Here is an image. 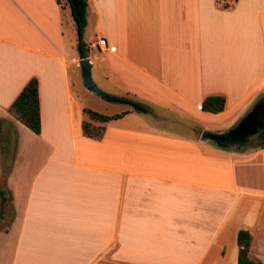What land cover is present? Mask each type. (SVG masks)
Listing matches in <instances>:
<instances>
[{
	"label": "crops",
	"instance_id": "obj_1",
	"mask_svg": "<svg viewBox=\"0 0 264 264\" xmlns=\"http://www.w3.org/2000/svg\"><path fill=\"white\" fill-rule=\"evenodd\" d=\"M86 4L90 76L148 111L89 120L66 2L0 0V264H235L239 229L264 264V146L200 139L264 102V0ZM32 77L37 134L8 111Z\"/></svg>",
	"mask_w": 264,
	"mask_h": 264
},
{
	"label": "trees",
	"instance_id": "obj_2",
	"mask_svg": "<svg viewBox=\"0 0 264 264\" xmlns=\"http://www.w3.org/2000/svg\"><path fill=\"white\" fill-rule=\"evenodd\" d=\"M68 5L70 16L72 18L75 34H76V51L79 58L86 56L84 42L82 40V33L86 24V0H64ZM37 81L35 78H30L21 88L16 97L12 100L8 107L9 113L14 116L21 124L28 128L33 133H38L40 129L38 99H37ZM99 97L115 103L128 104L133 111L147 112L148 107L145 105L123 96L112 95L103 91L98 94ZM224 98L219 95H211L205 97L200 105L201 110L212 113L219 112L223 109ZM82 111L89 120L97 122H105L109 119L116 118L120 114H113L110 116L103 115L89 108L83 107ZM82 132L89 137L98 138L101 134L102 128L100 126H93L89 121H82ZM257 143L254 147L264 146V117L263 123L257 135ZM217 146L226 148L229 145L223 142H217ZM4 202V197L0 191V206ZM250 235L246 230L239 229L236 233L237 254L235 264H260L258 261L249 257Z\"/></svg>",
	"mask_w": 264,
	"mask_h": 264
},
{
	"label": "water",
	"instance_id": "obj_3",
	"mask_svg": "<svg viewBox=\"0 0 264 264\" xmlns=\"http://www.w3.org/2000/svg\"><path fill=\"white\" fill-rule=\"evenodd\" d=\"M78 65L84 86L92 93L98 95L100 90L91 79L90 64L88 59L86 57L80 58L78 60ZM252 126L253 121L251 119V115L250 113H247L238 123L226 131L213 133L203 130L200 139L211 141L215 145L217 142H223L231 146L242 147L245 144L246 139L251 134V132H248V128L250 129Z\"/></svg>",
	"mask_w": 264,
	"mask_h": 264
},
{
	"label": "rangeland",
	"instance_id": "obj_4",
	"mask_svg": "<svg viewBox=\"0 0 264 264\" xmlns=\"http://www.w3.org/2000/svg\"><path fill=\"white\" fill-rule=\"evenodd\" d=\"M88 36H89V34L87 35V37ZM92 74L94 75L95 73L92 72ZM91 79L93 81V77H91ZM93 83L96 85V83L94 81H93ZM73 90H74L75 94L79 95L80 98L84 101V104L92 110H95L97 112H112L118 108V106H116L118 104H110V103H108V101L106 102V100L102 99L101 97H99L98 95H96L92 92H90V94H88L86 87L84 86V84L82 82L81 76H80V79L78 77L74 79ZM111 103H115V102H111ZM262 112H263L262 117H261L262 122L260 125H262L263 117H264V111H262ZM259 130H260V128L257 127L256 130H254L249 135V137L246 139L243 147L251 148V146H255V144L258 142L257 141V138H258L257 135H258ZM248 254H249L250 258L260 261V253L252 250L251 253H248Z\"/></svg>",
	"mask_w": 264,
	"mask_h": 264
},
{
	"label": "flooded vegetation",
	"instance_id": "obj_5",
	"mask_svg": "<svg viewBox=\"0 0 264 264\" xmlns=\"http://www.w3.org/2000/svg\"><path fill=\"white\" fill-rule=\"evenodd\" d=\"M262 111H264V102L258 100L249 111L251 119L253 121V126L250 129L248 128L249 133H252L254 130H256L257 127L261 128L260 124L262 122Z\"/></svg>",
	"mask_w": 264,
	"mask_h": 264
},
{
	"label": "built area",
	"instance_id": "obj_6",
	"mask_svg": "<svg viewBox=\"0 0 264 264\" xmlns=\"http://www.w3.org/2000/svg\"><path fill=\"white\" fill-rule=\"evenodd\" d=\"M104 46L103 39H96L93 43H91V47H102Z\"/></svg>",
	"mask_w": 264,
	"mask_h": 264
}]
</instances>
